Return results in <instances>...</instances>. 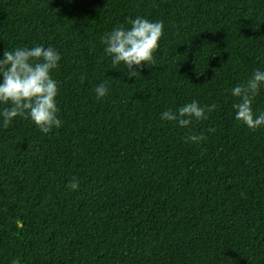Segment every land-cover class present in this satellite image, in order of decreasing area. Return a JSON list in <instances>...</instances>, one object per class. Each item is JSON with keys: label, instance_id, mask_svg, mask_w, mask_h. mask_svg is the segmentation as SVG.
<instances>
[{"label": "trees", "instance_id": "16d2710c", "mask_svg": "<svg viewBox=\"0 0 264 264\" xmlns=\"http://www.w3.org/2000/svg\"><path fill=\"white\" fill-rule=\"evenodd\" d=\"M136 17L164 27L129 78L103 38ZM41 45L62 125L0 115V264H264V125L231 94L264 71V0H0V59ZM193 100L217 108L161 118Z\"/></svg>", "mask_w": 264, "mask_h": 264}, {"label": "clouds", "instance_id": "9594fccd", "mask_svg": "<svg viewBox=\"0 0 264 264\" xmlns=\"http://www.w3.org/2000/svg\"><path fill=\"white\" fill-rule=\"evenodd\" d=\"M128 23L130 28L120 26L106 33L103 42L106 45L105 52L112 59V69L123 63L131 78L139 72L136 68L142 69L146 62L153 61V53L158 48L164 25L162 21L150 22L141 17L130 19ZM61 58L54 47L43 45L6 50L3 53V58L0 59V75L3 77V82L0 83V104L11 105L0 112L4 127H8L18 116L30 118L43 133H50L54 127H61L56 103L58 84L51 76L52 71L59 67ZM262 84L264 71L256 70L246 83L237 85L231 91L232 96L240 98V102L234 104L237 109L236 119L253 130L264 125V113L254 115L252 108ZM108 91L107 81L95 88L97 98L105 97ZM216 108V104L201 106L193 100L176 111L169 109L163 112L161 118L178 121L180 126L188 127L193 121L207 119L206 112ZM187 139L200 143L206 137L203 134H193ZM68 187L75 191L79 184L74 179Z\"/></svg>", "mask_w": 264, "mask_h": 264}]
</instances>
